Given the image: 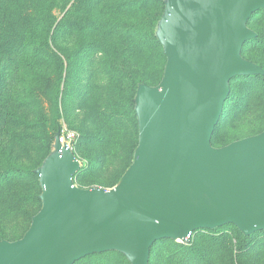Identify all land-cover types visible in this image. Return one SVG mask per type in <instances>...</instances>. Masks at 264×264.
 <instances>
[{
	"label": "water",
	"instance_id": "1",
	"mask_svg": "<svg viewBox=\"0 0 264 264\" xmlns=\"http://www.w3.org/2000/svg\"><path fill=\"white\" fill-rule=\"evenodd\" d=\"M164 5L156 37L167 61L158 84H138L132 163L111 188L78 186L81 161L58 131L36 169L42 206L21 238L0 240V264H75L111 250L149 264L160 239L189 241L197 229L230 223L244 235L264 230V130L212 143L232 80L264 75L243 56L264 0Z\"/></svg>",
	"mask_w": 264,
	"mask_h": 264
},
{
	"label": "rangeland",
	"instance_id": "2",
	"mask_svg": "<svg viewBox=\"0 0 264 264\" xmlns=\"http://www.w3.org/2000/svg\"><path fill=\"white\" fill-rule=\"evenodd\" d=\"M164 7V0H0V173L7 169L0 174V240L24 235L41 208L36 169L59 129L76 133L75 184L118 183L138 145V83L156 85L164 73L156 37ZM248 25L259 36L246 42L243 56L264 68V11ZM263 130L264 77L239 75L213 145ZM215 230L197 229L192 246L159 240L150 264H264V231L242 246L236 226ZM76 264L131 263L111 250Z\"/></svg>",
	"mask_w": 264,
	"mask_h": 264
},
{
	"label": "trees",
	"instance_id": "3",
	"mask_svg": "<svg viewBox=\"0 0 264 264\" xmlns=\"http://www.w3.org/2000/svg\"><path fill=\"white\" fill-rule=\"evenodd\" d=\"M258 11H264V9H260V10H258ZM257 11V12H258ZM3 14V13H2ZM255 14V13H254ZM253 14V15H254ZM252 15V16H253ZM4 16V18H6V19H8L7 18V16L6 15H3ZM251 16V17H252ZM34 26V25H33ZM33 26H29V27H33ZM5 31V30H4ZM258 36H259V34L257 33V37L256 38H258ZM258 76H260V77H264V75H258ZM163 77V76H162ZM162 79V78H161ZM161 81V80H160ZM141 83V82H140ZM143 83H147V82H143ZM139 84V83H138ZM147 84H149V83H147ZM158 84V83H157ZM150 85H152V84H150ZM138 87V86H137ZM227 100H228V98H227ZM227 100H226V102H225V105H226V103H227ZM134 105H135V100H134ZM225 105H224V109H225ZM224 109H223V112H224ZM59 131H61L60 129H59ZM213 136H214V134H213ZM212 139L214 140V138L212 137ZM54 141H55V139H54ZM212 143H213V141H212ZM133 156H134V154H133ZM4 171H6V172H2V173H0V174H5V173H7V169H5ZM9 172V171H8ZM9 173H11V172H9ZM41 200V199H40ZM40 210V209H39ZM37 213V212H36ZM35 213V214H36ZM32 217H33V215H32ZM226 225H233V226H235L234 224H226ZM224 226V225H223ZM222 227V226H221ZM218 228H220V227H218ZM218 228H215V229H218ZM28 229V228H27ZM26 229V230H27ZM215 229H213V230H210L209 229V231H216ZM236 229L238 230V234H239V239H240V245H242V246H246L247 245V241H248V239L249 238H251L253 235H254V233H256V232H258V231H256V232H253L252 234H250V235H244L237 227H236ZM260 231V230H259ZM264 231V230H263ZM194 232H197V230L196 231H194ZM193 232V233H194ZM23 236V234L21 235V236H16L14 239H10V240H16V239H19V238H21ZM165 239H169V238H165ZM165 239H160V240H165ZM9 240V239H8ZM170 240H172V239H170ZM159 241V240H158ZM158 241H156V242H158ZM155 242V243H156ZM155 243L153 244V246L155 245ZM192 244V242L191 241H189V243H188V245H191ZM153 246L151 247V250H150V256L152 255V252H153V250H152V248H153ZM192 246V245H191ZM95 254H98V253H95ZM95 254H92V255H95ZM92 255H88V256H86V257H84V258H82V259H85V258H87V257H89V256H92ZM82 259H80V260H82ZM78 262V261H77ZM76 262V263H77ZM75 263V264H76ZM149 264H150V257H149Z\"/></svg>",
	"mask_w": 264,
	"mask_h": 264
},
{
	"label": "built area",
	"instance_id": "4",
	"mask_svg": "<svg viewBox=\"0 0 264 264\" xmlns=\"http://www.w3.org/2000/svg\"><path fill=\"white\" fill-rule=\"evenodd\" d=\"M75 139H76V133L74 131H67V132L61 131L60 133V142L62 144H68L69 146L72 147Z\"/></svg>",
	"mask_w": 264,
	"mask_h": 264
}]
</instances>
